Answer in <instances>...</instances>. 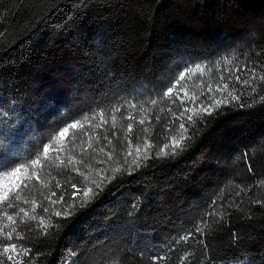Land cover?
<instances>
[{"label": "trees", "instance_id": "1", "mask_svg": "<svg viewBox=\"0 0 264 264\" xmlns=\"http://www.w3.org/2000/svg\"><path fill=\"white\" fill-rule=\"evenodd\" d=\"M118 164L55 216L74 168ZM16 169L0 264H264V0H0V178Z\"/></svg>", "mask_w": 264, "mask_h": 264}, {"label": "snow or ice", "instance_id": "2", "mask_svg": "<svg viewBox=\"0 0 264 264\" xmlns=\"http://www.w3.org/2000/svg\"><path fill=\"white\" fill-rule=\"evenodd\" d=\"M202 69L200 68L199 65L196 66L195 69L189 68L187 69V71H181L178 74V78L176 80V83L179 84L180 81L184 80L185 75L188 74L190 75L193 71H201ZM237 80H239V77H236ZM245 83H247V81H245ZM225 88H227V85H224ZM180 91H183V88L180 89ZM209 91H211V88H209ZM173 93V86H169L167 87L166 92L164 93V96L168 97L169 94ZM179 93H177L178 95ZM185 95H187V93H185ZM229 95L231 96V99L233 101H236L239 99V97L232 95L231 93H229ZM156 101H153V103H155ZM228 100L227 98H225L224 101H215L214 107L219 108L221 106L222 103H227ZM119 109H117L118 111ZM211 107H207V108H202L200 111H195L194 115H188L187 116V120L192 122L194 120V118H199L201 117L204 113H209L211 112ZM187 111V110H186ZM183 112L180 114L181 116H183ZM113 120H115V116H113ZM141 124L144 123L143 120L140 121ZM73 128L76 127V125L72 126ZM179 127L181 129L185 128L184 123H180ZM129 130L132 129V124L128 125ZM68 128H65L63 130V132L61 133V136L63 137L64 135H66L68 133ZM184 137H181V140H183ZM176 144H179V141L175 142ZM129 154L131 153V142L129 141ZM169 147L168 145H165V148ZM48 145L44 146V151L47 153L48 152ZM177 149L174 147L172 149V155L176 154ZM180 151H183V148H180ZM137 153L139 155V149H137ZM166 154V153H165ZM109 155V159L112 158L111 153L108 154ZM159 155V153H158ZM145 159H147V157H145ZM34 164L37 163L36 161L33 162ZM68 163L70 164L71 161L69 160ZM133 164H136L137 168L140 167V164L137 162V160H133ZM121 165H117L116 168L112 169V175H105V169H101V168H97L94 172L93 171H81L79 168H74L73 171L78 174L79 177H81V184H82V188L81 189H77V191L72 192V197L76 198V199H72L69 198L70 202L67 203H61L63 201H65V195L61 194L60 199L57 200H53L52 203L53 204H57V203H61V206L65 209L63 211V213L61 211H56L55 212V216L59 217L61 215L63 216H71L72 214H74V211L79 207V208H84L86 206H88L93 200H95L99 194L103 191L104 187L106 186L107 183H110L111 180L115 179V174L119 173L121 171ZM20 169H16V172L12 174V179H13V183L5 186L4 190L2 193H0V201H4L5 205L9 208H13L15 206V203L17 201L20 200V197L18 195H16L15 193H13L10 196V189L12 188H20L23 186L24 183H26L25 178L23 177H19L18 174L20 173ZM131 166H129V170H128V174H131ZM72 188L76 189L77 185L76 183L72 184ZM257 203H260L259 201H257ZM21 212H23V208L20 209ZM25 215H27L25 213ZM7 220L8 221H13V216L9 215L7 216ZM16 229L13 228V232H15ZM196 231H200L199 228L196 229ZM13 232H9L3 239H0V244H6V246H4L2 248V252L3 253H9L10 251L12 253H16L17 252V245L15 243H12L13 240ZM182 239H187V237H183ZM25 254L27 252V250H24ZM157 256H159V254L157 253L156 255L153 256V260L157 259ZM160 259H163V257H160ZM7 260L8 261H12L13 260V256L12 255H8L7 256Z\"/></svg>", "mask_w": 264, "mask_h": 264}, {"label": "rangeland", "instance_id": "3", "mask_svg": "<svg viewBox=\"0 0 264 264\" xmlns=\"http://www.w3.org/2000/svg\"><path fill=\"white\" fill-rule=\"evenodd\" d=\"M75 128H77V127H75ZM75 128L72 127V129H75ZM68 130H69V131H68V133H69V132H70V129H68ZM61 133H62V132H61ZM61 133H60V135H59V136H60V137H59V141H62V140L67 136V134H68V133H67L66 135H64V136L62 137V136H61ZM15 172H16V170L10 172V173H9L8 175H6L5 177L0 178V193L3 192L5 186H7V185L13 183L12 174L15 173ZM18 176H19V177H23V172L20 171V173L18 174ZM12 189H14V188H12ZM12 189H10V190H12Z\"/></svg>", "mask_w": 264, "mask_h": 264}]
</instances>
